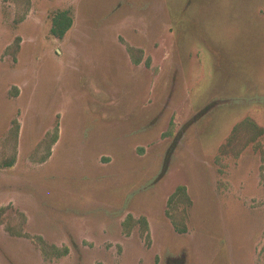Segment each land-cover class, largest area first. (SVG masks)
I'll use <instances>...</instances> for the list:
<instances>
[{
    "label": "rangeland",
    "instance_id": "374dc122",
    "mask_svg": "<svg viewBox=\"0 0 264 264\" xmlns=\"http://www.w3.org/2000/svg\"><path fill=\"white\" fill-rule=\"evenodd\" d=\"M0 264H264V0H0Z\"/></svg>",
    "mask_w": 264,
    "mask_h": 264
},
{
    "label": "trees",
    "instance_id": "16d2710c",
    "mask_svg": "<svg viewBox=\"0 0 264 264\" xmlns=\"http://www.w3.org/2000/svg\"><path fill=\"white\" fill-rule=\"evenodd\" d=\"M66 18V21L62 23V20ZM54 26L52 29V33L54 35H57L59 38H62L66 31L71 27V20L67 18L64 14H57L56 18L53 21ZM261 133V131H260ZM9 167H12V164L8 165Z\"/></svg>",
    "mask_w": 264,
    "mask_h": 264
}]
</instances>
